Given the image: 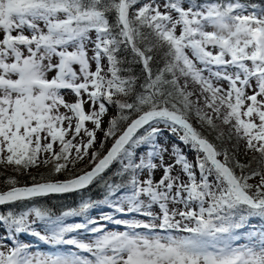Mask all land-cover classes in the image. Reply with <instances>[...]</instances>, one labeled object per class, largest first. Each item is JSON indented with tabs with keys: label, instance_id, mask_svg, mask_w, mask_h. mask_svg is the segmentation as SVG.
Instances as JSON below:
<instances>
[{
	"label": "snow or ice",
	"instance_id": "1",
	"mask_svg": "<svg viewBox=\"0 0 264 264\" xmlns=\"http://www.w3.org/2000/svg\"><path fill=\"white\" fill-rule=\"evenodd\" d=\"M0 177V264H264V0H0Z\"/></svg>",
	"mask_w": 264,
	"mask_h": 264
},
{
	"label": "rangeland",
	"instance_id": "2",
	"mask_svg": "<svg viewBox=\"0 0 264 264\" xmlns=\"http://www.w3.org/2000/svg\"><path fill=\"white\" fill-rule=\"evenodd\" d=\"M69 98H71V97H69ZM170 142L171 143H179V141H177L174 137L171 138ZM180 147L184 150L185 153H188L189 157L191 158V153L189 152V149L186 148L185 146H183L182 144L180 145ZM159 175H160V173H157V176H159ZM105 211H110V210L106 209ZM99 214H100V210H94L90 215H92L93 217H98ZM2 231H3V229L0 226V233H2ZM24 239L26 241H31V238H28V237H24ZM33 244H34V247H38L42 251H46L47 250V246L39 245L35 241H33Z\"/></svg>",
	"mask_w": 264,
	"mask_h": 264
},
{
	"label": "trees",
	"instance_id": "3",
	"mask_svg": "<svg viewBox=\"0 0 264 264\" xmlns=\"http://www.w3.org/2000/svg\"><path fill=\"white\" fill-rule=\"evenodd\" d=\"M0 179H2V177H0ZM69 203H71V201L69 202ZM94 210H99V209H93L92 211H91V213L94 211ZM90 213V214H91ZM69 222H79V218H74L73 220H71V221H69ZM2 227V226H1ZM33 242V241H32Z\"/></svg>",
	"mask_w": 264,
	"mask_h": 264
}]
</instances>
